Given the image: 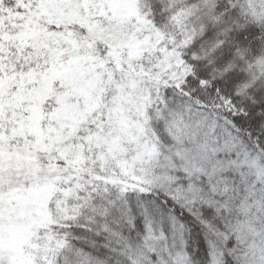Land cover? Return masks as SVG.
Masks as SVG:
<instances>
[{"label":"snow or ice","instance_id":"snow-or-ice-1","mask_svg":"<svg viewBox=\"0 0 264 264\" xmlns=\"http://www.w3.org/2000/svg\"><path fill=\"white\" fill-rule=\"evenodd\" d=\"M0 264H264V0H0Z\"/></svg>","mask_w":264,"mask_h":264}]
</instances>
